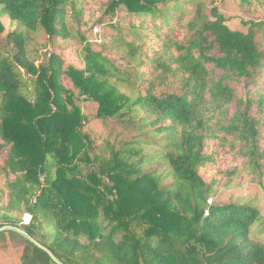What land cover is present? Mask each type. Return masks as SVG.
<instances>
[{
	"label": "trees",
	"instance_id": "16d2710c",
	"mask_svg": "<svg viewBox=\"0 0 264 264\" xmlns=\"http://www.w3.org/2000/svg\"><path fill=\"white\" fill-rule=\"evenodd\" d=\"M77 1L80 8L68 12V2ZM84 1L0 0V227H18L63 264H264V242L250 237L258 207L213 202L212 182L199 174L211 160L207 142L231 137L253 178L264 179V146L251 113L263 97L258 24L232 29L202 0H107L103 15L120 9L139 20L114 42L127 60L122 66L90 43L81 48L82 68L63 67L56 53L36 64L23 32L1 37L7 17L27 32L65 40L72 36L68 16L81 36ZM187 5L186 33L174 39L172 24ZM149 29L160 41L151 56L142 51ZM232 82H242L245 93ZM75 97L96 106L97 120L125 123L133 134L101 147L84 130ZM26 214L29 222L21 223ZM6 241L17 264H56L16 231L0 232Z\"/></svg>",
	"mask_w": 264,
	"mask_h": 264
},
{
	"label": "rangeland",
	"instance_id": "374dc122",
	"mask_svg": "<svg viewBox=\"0 0 264 264\" xmlns=\"http://www.w3.org/2000/svg\"><path fill=\"white\" fill-rule=\"evenodd\" d=\"M107 0H85L83 2L82 20L87 21L86 26L79 28L81 37L74 23L72 16L66 18V24L71 32V37L68 39L50 40L42 30L37 32H27L18 23L12 22L7 17H2L5 31L2 36H5L8 31L18 30L23 32L27 37V56L30 60L38 64L40 61H45L50 53L60 54L63 57L64 65H74L82 68L84 66L81 48L90 43L92 50L102 49L106 57L113 60L115 65L122 66L127 60H123V50H118L114 45L118 36L126 37V31L131 23H138L137 18H130L120 9H117L113 15H103V7ZM205 3L206 9L216 7L217 10L227 19L226 24L232 29L246 31L248 25L246 21H254L258 24L257 40L259 41L260 49H264V2H254L249 6L239 5L238 0H202ZM264 1V0H263ZM79 2L72 5L68 2V12L79 9ZM192 5H187L183 12V18L180 22H174L170 35L174 39H182L186 33L184 22L191 17L190 9ZM101 19V23H99ZM147 26L150 28L151 23L147 20ZM119 29V30H118ZM167 28H161L159 33ZM149 38L144 40L142 51L145 55H152L153 49H158L160 41L156 39L155 33L149 29ZM140 43V40H138ZM210 67V65H208ZM151 70L150 63L141 67V71L146 73L144 78L149 77ZM62 82L66 88L71 87V82L66 76L62 77ZM178 81L172 83L168 88L169 91L176 89ZM231 86L238 91L239 94H244L245 89L242 82L231 83ZM143 85H140L141 89ZM259 87L263 93L262 102L260 105H254L252 115L259 121L260 142L264 146V77L261 78ZM76 104L81 108L86 115L87 121L84 130L88 132L95 141L104 146V141L118 142L121 138L133 134L132 128L125 123L114 122L111 120L102 121L94 117L95 105L91 102L84 101L82 97H75ZM234 104L229 105L227 111L229 114L233 111ZM228 140L216 139L207 142L206 151L211 155V160L200 168L199 174L206 181L211 183L214 191L212 197L213 202L218 204H226L230 202L248 203L258 207L260 211V222L254 225L251 229L250 237L264 242V179L262 183L253 178V175L246 167L244 160L237 154V145L234 147L231 144V137ZM137 146V145H136ZM107 155V154H105ZM142 169L146 166L142 165ZM164 166L158 167V172L165 173ZM31 217L27 219L26 215H20L18 219L21 223L29 222ZM0 264H17L16 256L13 252V246L9 241L5 244L0 243Z\"/></svg>",
	"mask_w": 264,
	"mask_h": 264
},
{
	"label": "water",
	"instance_id": "95a60500",
	"mask_svg": "<svg viewBox=\"0 0 264 264\" xmlns=\"http://www.w3.org/2000/svg\"><path fill=\"white\" fill-rule=\"evenodd\" d=\"M6 230H13L21 235H23L25 238H27L31 243L35 244L39 248L43 249L47 254L50 256V258L56 263V264H63L59 259L55 257V255L46 247L42 246L38 241H36L34 238H32L28 233L24 232L23 230L19 229L18 227L13 226H2L0 227V232L6 231Z\"/></svg>",
	"mask_w": 264,
	"mask_h": 264
},
{
	"label": "bare ground",
	"instance_id": "6f19581e",
	"mask_svg": "<svg viewBox=\"0 0 264 264\" xmlns=\"http://www.w3.org/2000/svg\"><path fill=\"white\" fill-rule=\"evenodd\" d=\"M26 217H27V219L29 218V215L28 214H26Z\"/></svg>",
	"mask_w": 264,
	"mask_h": 264
}]
</instances>
